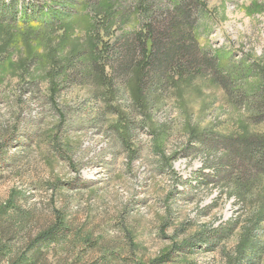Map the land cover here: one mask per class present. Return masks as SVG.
<instances>
[{
  "label": "rangeland",
  "instance_id": "1",
  "mask_svg": "<svg viewBox=\"0 0 264 264\" xmlns=\"http://www.w3.org/2000/svg\"><path fill=\"white\" fill-rule=\"evenodd\" d=\"M74 1L50 25L37 20L56 0H17L13 19L0 9V264H149L168 253L226 264L246 230L264 243V176L242 203L238 170L205 168L214 157L193 141L264 135V0H203L199 47L233 85L179 75L147 96L136 74L111 85L98 65L105 45L142 30L135 0ZM58 221L56 241L28 248ZM234 223L178 259L177 246Z\"/></svg>",
  "mask_w": 264,
  "mask_h": 264
},
{
  "label": "trees",
  "instance_id": "2",
  "mask_svg": "<svg viewBox=\"0 0 264 264\" xmlns=\"http://www.w3.org/2000/svg\"><path fill=\"white\" fill-rule=\"evenodd\" d=\"M56 3L58 8L39 13L38 23L54 24L64 17L71 16L69 11L75 10L77 5L74 0H56ZM134 3L142 30L136 34L116 37L111 45L104 46L99 55L100 62H95L98 63L102 76L105 75V67H110V77L104 76L109 84H125L129 77L136 74L137 90L139 94L147 96L163 90L173 76L210 72L223 86L233 85L237 81V75L234 73H228L223 77L220 74L221 59L215 55H209L199 47L201 32L198 19L205 12L203 0H135ZM0 9H7L12 19L19 12L17 0H11V3L7 5L4 0H0ZM25 17L30 21L37 18L34 14L33 16L21 14L23 20ZM213 136L209 133L193 135L195 143L202 147L205 145L202 151L204 160L208 162L210 157H214V163L204 167L213 170L216 174L225 168L232 171L237 169L239 173L234 176L236 181L234 196L244 203L247 196L243 191L245 187L252 184L258 176H264V135L230 137L221 140ZM216 149L223 151L220 156L216 157ZM57 223L54 227L35 236L28 248L32 249L35 245L56 241L59 232L63 229L61 221ZM234 229L235 223L229 224L220 232L215 230L208 235L197 234L190 244L176 247L179 253L178 259L188 255L183 253L184 255L181 256L182 252L186 251L183 250L186 249L185 247L189 249L196 244L211 246L232 234ZM241 238L237 248L234 249V258H227L226 264H260L261 255L264 253V243L254 240L253 229L243 232ZM1 239L0 235V241ZM177 263L168 253L149 264ZM10 264H26V261L19 258Z\"/></svg>",
  "mask_w": 264,
  "mask_h": 264
}]
</instances>
